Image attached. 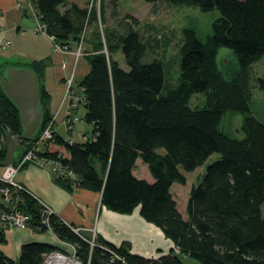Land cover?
<instances>
[{
    "label": "trees",
    "instance_id": "obj_1",
    "mask_svg": "<svg viewBox=\"0 0 264 264\" xmlns=\"http://www.w3.org/2000/svg\"><path fill=\"white\" fill-rule=\"evenodd\" d=\"M144 1L219 13L204 39L193 29L184 30L175 84L166 81L159 59L142 61L146 44L131 15H123L120 21L125 27L118 30V25H104L105 0H99L97 7L95 0H86L89 6L78 0H30L36 20L55 45L70 49L85 43L88 65L76 86L90 134L69 141L54 132L38 156L58 160L71 170L75 187L99 192L100 203L108 210L130 214L139 206V215L158 227L174 248L146 258L130 253L126 241L115 246L97 235L91 245L90 239L55 216L50 219L51 231L59 240L74 245L76 255L83 263L89 259V264H186V257L202 264H264V108L263 118L258 120L249 105V68L264 54V0ZM110 6L114 9L116 3ZM85 25L90 31L83 37ZM220 47L233 54L228 77L217 67ZM118 51L126 68L113 58ZM8 64H0V70ZM25 66L38 76L42 107L36 137L19 140L26 151L53 114L48 106L50 96L41 84L45 62L32 61ZM257 81L264 90V79ZM194 94L202 95V106H190ZM226 111L243 114L242 137H231L220 129ZM4 131L18 136L21 129L16 107L0 89V160L5 151ZM214 152L219 158L208 164L199 182L191 186L187 218L183 219L170 187L174 182L183 184V171L194 170ZM23 153L16 151L14 161ZM136 159L146 165L152 182L133 175ZM54 181L73 189L67 177H54ZM22 198L21 209L30 216L33 230L45 231L43 227L35 229L39 224L36 200L27 194ZM4 241V229L0 228V243ZM51 249L60 248L25 243L16 261L0 249V264H41V253Z\"/></svg>",
    "mask_w": 264,
    "mask_h": 264
},
{
    "label": "crops",
    "instance_id": "obj_2",
    "mask_svg": "<svg viewBox=\"0 0 264 264\" xmlns=\"http://www.w3.org/2000/svg\"><path fill=\"white\" fill-rule=\"evenodd\" d=\"M37 24L38 21L30 9L20 11L15 8L14 0H0V64L8 62L26 65L38 60L45 62L41 84L50 96L49 110L55 116L54 132L60 134L58 129L64 126L62 124L64 87L57 83L58 81L65 83V79L72 76L76 85L87 72L88 65L84 59L85 53L77 56L72 47L67 52L55 50L52 37L37 31ZM57 76L60 80H57ZM70 126L67 128L64 126L67 137L60 135L64 139L75 141L71 138ZM136 170H139V173ZM132 173L136 178L153 181L146 165L140 159H136ZM14 179L36 199L53 208L58 218L72 230L76 229V233L83 238L91 239L100 235L115 246L126 241L130 245V253L146 258H156L174 248L171 240L166 238L158 227L139 215V206L130 214L108 210L101 205L99 192L77 187L67 190L56 184L52 167L48 162H30L16 173ZM186 182L185 176L183 184ZM178 185L181 183H172L170 192L178 212L186 219L188 193L191 186L196 183H191L187 195L179 199L172 193V189ZM4 233L6 244L2 251L15 261L19 257L21 246L25 243H45L64 251H69L72 245L59 240L49 230L38 232L29 227L6 228Z\"/></svg>",
    "mask_w": 264,
    "mask_h": 264
},
{
    "label": "rangeland",
    "instance_id": "obj_3",
    "mask_svg": "<svg viewBox=\"0 0 264 264\" xmlns=\"http://www.w3.org/2000/svg\"><path fill=\"white\" fill-rule=\"evenodd\" d=\"M85 1L86 0H78V3L81 5H87ZM113 1L116 3L114 9H112L110 6V3ZM105 2L106 10L104 13V25H110L111 28H114L116 25H118V30H122V27H125L124 21H120L123 15L129 14L134 17L137 20L134 28L138 32L141 40L146 44V54L142 58V61L149 62L154 58L159 59L162 62L166 81L173 84L177 82V78L179 76V61L181 58L179 51L184 41V30L193 29L198 38L204 39L205 36L210 33L212 21L219 15L218 11L215 9L202 12L195 7L186 5L174 6L162 2L149 3L144 0H105ZM94 4L97 7L99 5V0H95ZM89 5L90 4L87 6ZM25 8H29L28 4ZM112 12L115 14V16H111ZM98 25L99 28H102L100 22ZM88 31H90V27L89 25H85L82 36L85 37ZM78 44L71 46L73 49H75V53L79 45V55H82V53H87L84 51L86 47L85 43L82 41L79 45ZM232 57L233 54L229 48H219L218 54L216 56L217 67L226 77H228L227 73L229 72V60ZM113 58L116 59L121 68H126L121 51L114 53ZM249 75V105L251 114H253L256 119L262 120L264 108V90L258 87L257 78L264 79V54L258 61L251 64L249 68ZM58 79L60 80V78L57 76V80ZM57 84L62 85L61 87H64L65 90V86H63L65 83L58 81ZM202 100V95L194 94L192 95L189 104L192 107L202 106ZM50 104L51 103L49 100L48 106H50ZM65 106L66 101L62 107L63 114ZM74 112L80 120L70 126L72 133L71 138L75 141H80L83 139L84 134H90L91 125L82 119L84 114L83 106L79 105ZM242 117L243 114L241 113L226 111L222 116L220 129L231 137H242L243 134L240 130ZM58 132L63 137L68 136L64 126H61L58 129ZM158 152L161 153L162 149H158ZM218 158L219 154L214 152L209 155L204 163L198 166L194 171H183L187 178V182L185 185L181 184L173 188V195L178 199L186 196L188 192L187 189L190 187L191 183L197 184L204 173L205 167ZM136 171L139 173V170ZM262 215L264 216V203L262 205ZM5 244L6 241L0 243L1 250L4 248ZM183 260L186 264H202L189 257L183 258Z\"/></svg>",
    "mask_w": 264,
    "mask_h": 264
},
{
    "label": "built area",
    "instance_id": "obj_4",
    "mask_svg": "<svg viewBox=\"0 0 264 264\" xmlns=\"http://www.w3.org/2000/svg\"><path fill=\"white\" fill-rule=\"evenodd\" d=\"M28 4V9H30L32 15L34 16L33 8L31 7L30 0H14V6L17 10L26 9ZM35 17V16H34ZM36 18V17H35ZM37 31L44 32L43 26L38 23L36 25ZM81 43V42H80ZM79 43V44H80ZM78 44V45H79ZM55 50L60 52H67L69 48L67 46L55 45ZM80 54V45L76 50V55ZM79 89L74 84V79L72 76L65 79V90L63 96V102L66 101V106L64 108V114L62 119V124L67 128L80 119L77 115L73 114V110L80 104L82 98L78 93ZM54 118L46 124L42 129L39 136L31 142L29 148L18 158L9 165L0 168V228H32L30 222V216L27 212L21 209L22 195H30L39 205V224L35 226V229H41L42 227L46 230L51 231V217L56 215V212L49 205L36 199L22 184L15 181L16 173L26 164L34 161L48 162L52 167V172L54 177H60L62 179L69 178L70 182L75 187L76 177L73 172L65 167L58 160H48L38 156V152L41 151L48 141H51L54 137ZM60 220V219H59ZM33 229V228H32ZM74 232H77L76 229ZM91 245H94V236L89 240ZM178 251L176 248L174 249ZM118 258V256L114 255ZM41 264H89V259L86 263L76 255L75 246L71 245L69 251H62L59 249H51L49 251H43L41 253Z\"/></svg>",
    "mask_w": 264,
    "mask_h": 264
},
{
    "label": "water",
    "instance_id": "obj_5",
    "mask_svg": "<svg viewBox=\"0 0 264 264\" xmlns=\"http://www.w3.org/2000/svg\"><path fill=\"white\" fill-rule=\"evenodd\" d=\"M0 89L16 107L21 132L18 136L4 131V158L0 167L14 162L16 151L25 152L19 140H33L42 123L39 79L29 66L8 64L0 70Z\"/></svg>",
    "mask_w": 264,
    "mask_h": 264
},
{
    "label": "bare ground",
    "instance_id": "obj_6",
    "mask_svg": "<svg viewBox=\"0 0 264 264\" xmlns=\"http://www.w3.org/2000/svg\"><path fill=\"white\" fill-rule=\"evenodd\" d=\"M159 229V228H158ZM160 230V229H159ZM60 250V249H59Z\"/></svg>",
    "mask_w": 264,
    "mask_h": 264
}]
</instances>
